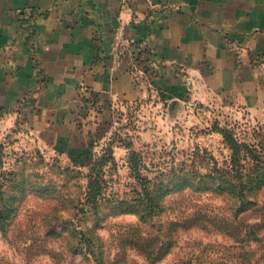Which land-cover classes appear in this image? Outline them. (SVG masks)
Returning a JSON list of instances; mask_svg holds the SVG:
<instances>
[{
    "label": "rangeland",
    "instance_id": "rangeland-1",
    "mask_svg": "<svg viewBox=\"0 0 264 264\" xmlns=\"http://www.w3.org/2000/svg\"><path fill=\"white\" fill-rule=\"evenodd\" d=\"M143 56L137 64L140 96L128 101L84 98L76 116L78 132L58 143L29 120L24 95L0 108V216L4 217L0 264H98L94 259H101L100 254L109 262L125 253L123 264H150L139 251H126L123 240L127 243L145 234L167 240L159 233L167 228L163 220L181 219L199 209L219 217L231 215V204L213 189L199 194L193 191L195 186L187 188L176 181V186L157 189L175 190L165 196L162 216L143 224L128 213L133 203L126 200L140 193L127 164L131 151L140 154L145 167H139L140 174L146 177L170 176L180 169L189 172L193 163L204 174L214 163L223 167L230 154L215 128L231 129L247 144L254 143V132L264 129V101L246 105L234 92H211L183 67L165 66L161 71L157 66L162 65H153L151 57ZM162 78L167 83H159ZM101 157L104 164L99 162ZM200 158H204L201 166ZM89 175L103 180L107 199L99 204L97 216L81 210L90 206L85 202ZM258 207L248 215L249 222L262 217L264 189ZM84 231L95 240L92 255L86 240H80L78 232ZM258 237L260 244L252 249L262 255L264 226ZM250 249L206 225L180 230L169 254L154 264L196 259L242 264L240 254Z\"/></svg>",
    "mask_w": 264,
    "mask_h": 264
},
{
    "label": "crops",
    "instance_id": "crops-1",
    "mask_svg": "<svg viewBox=\"0 0 264 264\" xmlns=\"http://www.w3.org/2000/svg\"><path fill=\"white\" fill-rule=\"evenodd\" d=\"M143 55L211 92L264 101V0H0V108L24 95L56 143L78 132L84 98L140 96Z\"/></svg>",
    "mask_w": 264,
    "mask_h": 264
},
{
    "label": "trees",
    "instance_id": "trees-1",
    "mask_svg": "<svg viewBox=\"0 0 264 264\" xmlns=\"http://www.w3.org/2000/svg\"><path fill=\"white\" fill-rule=\"evenodd\" d=\"M214 130L222 135L230 154L228 159L222 163L223 167H218L214 163L209 173L208 171L204 174L199 173L193 163L192 170L189 172H184L183 169H180L173 170L170 176L161 174L154 178L146 177V175L140 174L139 167L145 168L140 154L131 151L127 164L130 171L134 172V176H136L135 179L140 185V193L136 198L134 197L135 199L126 200V202L130 201L133 203V207H129L128 213H134L143 224L148 220L159 218L165 211V196L175 190L167 188L168 191L158 192L157 189L165 188L167 185L176 186V183H173V181H176L187 188L195 186L196 190L193 191L199 194L213 189L218 196L225 198L231 204L229 207L231 215L229 217H219L199 209L181 219L163 220L162 225L167 228L165 233H163L164 231H159V233L167 236V240H160L146 234L145 237L138 235V239L130 240L127 243L123 240L122 246L126 248V251H139L150 264H154L169 254L175 242L177 243V235L180 230H189L194 227L203 229L206 225H211L213 229H217L232 238L240 246L251 248L240 254L242 264H264V254L256 255V250L252 249L254 244H260L261 242L258 235L264 226V211L258 222L248 221V215L258 210V197L264 189V129L261 128L254 132V143L252 144L239 140L231 129L215 128ZM103 158L99 159L101 164H104L102 163ZM203 162L204 158H200L199 166L204 164ZM179 171H183L184 174H180ZM181 179L185 180V182H181ZM102 182L103 180L98 176H88L85 202L90 206L89 209L86 207L81 209L83 213L93 216L99 215L101 209L99 204L107 200L104 193H102ZM136 208L139 209L136 210ZM247 212L250 213L244 216ZM2 219L4 217L0 216V220ZM78 233L81 235V241L86 240L87 248H89L87 249L88 253L92 255L93 253L90 250L95 247L94 238L88 239L90 236L88 237L87 231ZM137 233L136 231L134 235L137 236ZM86 237L87 239H82ZM95 239H97L96 236ZM99 245H103V243L101 242ZM125 255L126 253L106 262L105 258L100 254L101 259L97 258L94 260H97L98 264H123ZM184 264L221 263L196 259L194 261L189 260Z\"/></svg>",
    "mask_w": 264,
    "mask_h": 264
},
{
    "label": "built area",
    "instance_id": "built-area-1",
    "mask_svg": "<svg viewBox=\"0 0 264 264\" xmlns=\"http://www.w3.org/2000/svg\"><path fill=\"white\" fill-rule=\"evenodd\" d=\"M32 13H33V11H31V9H29V8H26V9L22 10L21 12H19L20 16H22L24 18H29L32 15ZM165 15H166V13H165ZM163 16L164 15H162V17ZM156 22H157V20H156ZM129 45H130L129 42H124V43L120 42V43H118L117 47L119 50H121L122 48L130 47Z\"/></svg>",
    "mask_w": 264,
    "mask_h": 264
}]
</instances>
